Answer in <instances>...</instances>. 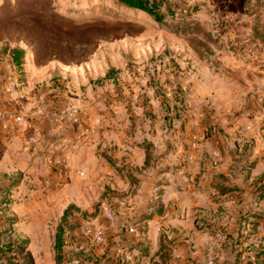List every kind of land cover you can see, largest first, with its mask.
Masks as SVG:
<instances>
[{
	"label": "rangeland",
	"instance_id": "rangeland-1",
	"mask_svg": "<svg viewBox=\"0 0 264 264\" xmlns=\"http://www.w3.org/2000/svg\"><path fill=\"white\" fill-rule=\"evenodd\" d=\"M161 1L162 23L118 0H0V162L10 156L9 142L20 138L25 150L41 143L42 126H52L76 133L77 142L66 152L44 156L55 170L68 171L71 151L92 145L94 137L86 144L71 120L58 123L66 106L76 108L84 126L95 127L93 134L103 127L218 132L225 118H264V0ZM15 47L23 49L20 67L11 53ZM88 106L97 110L96 118L84 113ZM17 115L30 125H18ZM30 130L42 136L24 141L20 133ZM248 139L253 145V136ZM62 154L68 156L66 169L55 161ZM23 164L13 175L0 167V222L16 218L7 215L11 198L26 175L32 176ZM78 174V180L86 177L81 169ZM111 190L103 183L91 210L71 209L68 230L104 228L102 203ZM68 196L66 207L74 201ZM62 213H51L49 246L42 254L41 241L30 246L21 227H13L17 220L0 229V264H58L53 243Z\"/></svg>",
	"mask_w": 264,
	"mask_h": 264
},
{
	"label": "crops",
	"instance_id": "crops-1",
	"mask_svg": "<svg viewBox=\"0 0 264 264\" xmlns=\"http://www.w3.org/2000/svg\"><path fill=\"white\" fill-rule=\"evenodd\" d=\"M84 113L98 116L91 106ZM108 115L106 111L104 117ZM227 119L218 132L201 127H188L182 134L178 129L103 127L93 134L92 145L82 143L71 151L65 173L44 160L45 152H66L77 142L76 133L42 126L41 143H29L24 150L20 138L18 144L9 142L10 156L0 162L3 172L13 175L24 163L32 174L9 204L7 215L18 219H1L0 229L17 220L13 227H21L30 246L38 240L48 248L51 213L62 208L63 217L69 206L91 210L101 184L109 183L114 190L106 200L113 203L116 221H105L107 242L92 244L96 226L89 232L82 227L68 230L62 264L77 243L87 248L83 264H206L208 253L217 264H264V194L257 191L264 182V118L254 114L253 122L247 117ZM25 134L20 137L26 142L35 137L31 130ZM252 136L253 145L248 143ZM244 149H249L245 155L237 154ZM80 169L84 180H78ZM71 194L74 201L66 207Z\"/></svg>",
	"mask_w": 264,
	"mask_h": 264
},
{
	"label": "built area",
	"instance_id": "built-area-1",
	"mask_svg": "<svg viewBox=\"0 0 264 264\" xmlns=\"http://www.w3.org/2000/svg\"><path fill=\"white\" fill-rule=\"evenodd\" d=\"M56 119L58 123L61 122L59 123L60 125H62V123L66 120H71V122H73L77 128L78 138L86 144H89L91 142V136L95 132V127L84 126L78 119L76 108H70L68 106L64 107L61 111H59L58 117ZM16 123L21 126L30 125L28 119L23 115L16 116ZM40 135L42 136V132L37 130V135L34 140L37 141V139L40 138ZM55 161L56 164L62 169H66L69 166L67 154H62ZM102 211L106 215L107 221H116V212L111 200H106L102 203ZM105 230V227L95 228V230L91 234V240L93 245H104L107 242V234ZM129 230L131 232H137L134 227H130ZM85 253H87V248L84 244H74L72 253H70V255L65 258V264H83ZM206 264H217L216 259L212 253H208Z\"/></svg>",
	"mask_w": 264,
	"mask_h": 264
},
{
	"label": "trees",
	"instance_id": "trees-1",
	"mask_svg": "<svg viewBox=\"0 0 264 264\" xmlns=\"http://www.w3.org/2000/svg\"><path fill=\"white\" fill-rule=\"evenodd\" d=\"M123 5L136 9L138 11H142L150 15L155 21L162 23L164 19V15L161 13V0H118ZM13 55V59L16 64L20 67L22 66L21 57L23 55V49L15 47L11 50ZM257 191L263 195L264 194V182H261L257 187ZM75 206H69L63 215L62 220L57 226L56 234H55V259L58 264H62L64 261V247H65V235L68 229L71 227L68 225L66 216L72 212L71 209H74ZM76 209V208H75ZM75 228V227H73ZM1 256V255H0ZM4 257V256H3Z\"/></svg>",
	"mask_w": 264,
	"mask_h": 264
}]
</instances>
